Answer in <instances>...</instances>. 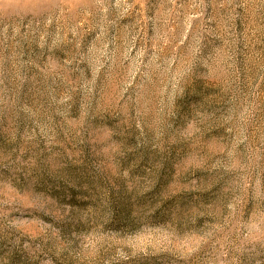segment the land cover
<instances>
[{
  "label": "rangeland",
  "instance_id": "1",
  "mask_svg": "<svg viewBox=\"0 0 264 264\" xmlns=\"http://www.w3.org/2000/svg\"><path fill=\"white\" fill-rule=\"evenodd\" d=\"M0 264H264V0H0Z\"/></svg>",
  "mask_w": 264,
  "mask_h": 264
}]
</instances>
